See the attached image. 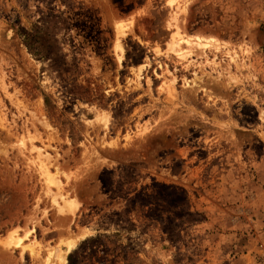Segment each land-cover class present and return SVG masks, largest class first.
<instances>
[{
  "label": "rangeland",
  "instance_id": "1",
  "mask_svg": "<svg viewBox=\"0 0 264 264\" xmlns=\"http://www.w3.org/2000/svg\"><path fill=\"white\" fill-rule=\"evenodd\" d=\"M178 1L0 0V264H264V0Z\"/></svg>",
  "mask_w": 264,
  "mask_h": 264
},
{
  "label": "bare ground",
  "instance_id": "2",
  "mask_svg": "<svg viewBox=\"0 0 264 264\" xmlns=\"http://www.w3.org/2000/svg\"><path fill=\"white\" fill-rule=\"evenodd\" d=\"M178 0H168L167 4L168 7L173 8L174 6H176V4L178 3ZM179 8V7H178ZM180 10V8H179ZM174 14L170 17L171 21H176L178 19V14L177 12H175V10L173 9ZM176 23V22H175ZM133 24V22H132ZM168 26V25H167ZM123 26L121 25V29L118 26V29L122 30L120 33V30H118V32L122 35L125 36V32L123 31ZM128 27H125V29H127ZM174 28V27H173ZM124 29V30H125ZM129 29V28H128ZM176 30V29H175ZM127 31V30H125ZM117 32V31H116ZM117 32V33H118ZM132 32V30H131ZM130 32V33H131ZM175 33V32H174ZM121 35H118L121 36ZM122 35V37H123ZM175 38V37H174ZM118 39V38H117ZM120 39V38H119ZM118 39V40H119ZM186 39V38H185ZM183 37H179L177 36V38H175L172 42V44H168L171 47H169L171 50H174V54L176 55V58L178 60V62H185L188 61V58L191 56V52L187 51L186 49H183L182 45L184 44V42H187V44H189L188 46H191L193 44V41L191 39H187L185 40ZM199 42L197 43H202V40L200 38H197ZM196 39V40H197ZM120 41V40H119ZM171 41V40H170ZM192 41V42H191ZM118 42V41H116ZM205 42V41H204ZM212 42V41H211ZM192 43V44H191ZM196 43V44H197ZM207 43V42H206ZM195 44V42H194ZM205 44V43H204ZM204 44H200L199 48L202 46V48H205ZM214 44V42L212 43ZM198 45V44H197ZM214 47V46H213ZM117 48V47H116ZM118 49V48H117ZM169 49V50H170ZM206 49V48H205ZM218 50V49H217ZM219 51V50H218ZM232 58V57H231ZM235 58L233 57V61L235 62ZM232 60V59H231ZM145 67V65L141 66L138 70L139 73L136 74V83L140 80V75L142 73L143 68ZM172 82V81H170ZM169 83V82H168ZM174 83V82H173ZM187 84V83H186ZM166 85V84H165ZM163 84V86H165ZM174 91V90H173ZM106 115V114H105ZM103 118L105 116H102ZM103 118L101 119V121L103 120ZM105 119V118H104ZM104 123V120L103 122ZM31 141H33V137L29 138ZM18 142H20L22 147L26 148V143H25V138H20L18 140ZM32 144V143H31ZM110 145V144H109ZM31 151H35L36 152V157L33 159V161H31L33 163V165H35L38 169V171H40L41 175L44 176L47 185L50 187V185L55 186L58 190V194L53 195L52 196V200L53 203L55 205V208L57 209V214L58 215H66V214H73L74 213V205H72V203L70 202L69 199V195L66 193L65 195L63 194L64 191V181H62V178L59 176V169L57 168V164L53 165L49 154H46L44 149H40L37 148L35 146L32 145V148L30 149ZM68 180L66 179V182ZM69 183V182H68ZM67 184V183H66ZM48 189V188H47ZM59 196V198L57 199V197ZM51 198V197H50ZM67 216V215H66ZM27 231V230H26ZM16 230L12 231L9 233L8 238H6V240L4 241V245L8 248L13 249V247H20L21 252L24 253L26 250H29L30 255L31 256H35L36 255V250H34V246L33 245H22V241L24 239H26L28 237V234L30 233V231H27V233L22 237V238H17L15 237L16 234ZM17 235V234H16ZM33 246V247H32ZM70 251V247H65L64 253L63 254H59V261L61 264H66V255L68 254V252ZM62 252V250L60 251V253ZM47 262H49V259L47 260Z\"/></svg>",
  "mask_w": 264,
  "mask_h": 264
}]
</instances>
